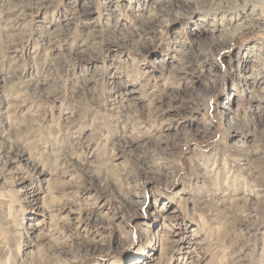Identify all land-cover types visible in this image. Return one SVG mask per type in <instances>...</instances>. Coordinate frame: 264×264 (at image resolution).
<instances>
[{
	"label": "rangeland",
	"instance_id": "374dc122",
	"mask_svg": "<svg viewBox=\"0 0 264 264\" xmlns=\"http://www.w3.org/2000/svg\"><path fill=\"white\" fill-rule=\"evenodd\" d=\"M0 264H264V0H0Z\"/></svg>",
	"mask_w": 264,
	"mask_h": 264
},
{
	"label": "bare ground",
	"instance_id": "6f19581e",
	"mask_svg": "<svg viewBox=\"0 0 264 264\" xmlns=\"http://www.w3.org/2000/svg\"><path fill=\"white\" fill-rule=\"evenodd\" d=\"M218 1V0H217ZM219 1H221V2H223V0H219ZM227 3V2H226ZM220 5H221V3H220ZM32 167V166H31Z\"/></svg>",
	"mask_w": 264,
	"mask_h": 264
}]
</instances>
